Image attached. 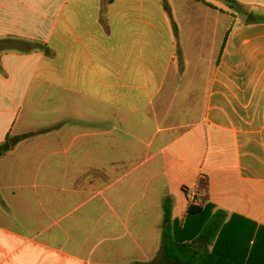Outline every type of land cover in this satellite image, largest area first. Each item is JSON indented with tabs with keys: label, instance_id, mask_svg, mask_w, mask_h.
Masks as SVG:
<instances>
[{
	"label": "crops",
	"instance_id": "1",
	"mask_svg": "<svg viewBox=\"0 0 264 264\" xmlns=\"http://www.w3.org/2000/svg\"><path fill=\"white\" fill-rule=\"evenodd\" d=\"M6 136L0 264H164L198 179L195 248L262 264L264 0H0Z\"/></svg>",
	"mask_w": 264,
	"mask_h": 264
},
{
	"label": "trees",
	"instance_id": "2",
	"mask_svg": "<svg viewBox=\"0 0 264 264\" xmlns=\"http://www.w3.org/2000/svg\"><path fill=\"white\" fill-rule=\"evenodd\" d=\"M25 137L10 139L9 136H6L4 142L0 144V157L12 150ZM195 188L200 193L199 203L197 206L190 205L187 208L185 219L181 224H169L170 212L164 203V221L162 224L160 245L163 263L244 264V261L247 260L246 264H249L253 261L254 259H207L205 250L200 252L195 248V244L198 241L204 240L206 242V239L210 237L211 241H216L217 243L224 235L223 220L213 222L211 225L213 229L201 230L205 221V213L202 212L201 208L209 201L208 181L206 179H198ZM262 264H264V259H262Z\"/></svg>",
	"mask_w": 264,
	"mask_h": 264
}]
</instances>
